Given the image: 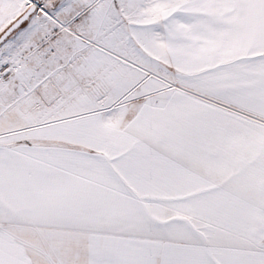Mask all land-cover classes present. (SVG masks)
I'll return each instance as SVG.
<instances>
[{
  "label": "snow or ice",
  "instance_id": "snow-or-ice-1",
  "mask_svg": "<svg viewBox=\"0 0 264 264\" xmlns=\"http://www.w3.org/2000/svg\"><path fill=\"white\" fill-rule=\"evenodd\" d=\"M0 264H264V0H0Z\"/></svg>",
  "mask_w": 264,
  "mask_h": 264
}]
</instances>
